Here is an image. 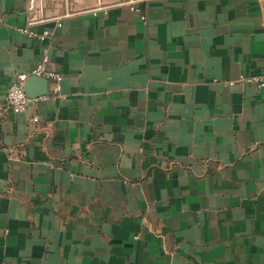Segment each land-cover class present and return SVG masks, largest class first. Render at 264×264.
<instances>
[{
    "label": "crops",
    "instance_id": "obj_1",
    "mask_svg": "<svg viewBox=\"0 0 264 264\" xmlns=\"http://www.w3.org/2000/svg\"><path fill=\"white\" fill-rule=\"evenodd\" d=\"M263 73L264 0H0V264H264Z\"/></svg>",
    "mask_w": 264,
    "mask_h": 264
},
{
    "label": "built area",
    "instance_id": "obj_2",
    "mask_svg": "<svg viewBox=\"0 0 264 264\" xmlns=\"http://www.w3.org/2000/svg\"><path fill=\"white\" fill-rule=\"evenodd\" d=\"M23 31L27 32L26 29H24ZM45 35L46 32H44L42 36ZM47 61V55H43L41 61L30 72H21L16 74L5 96L4 110H11L16 114H21L26 112L29 103L35 100L28 98L24 91V85L28 77L35 76L52 79L57 82L61 81V76L59 74L48 70ZM241 79L254 82L260 93L261 99L264 101V73L254 77H242ZM37 120V117H33V121Z\"/></svg>",
    "mask_w": 264,
    "mask_h": 264
},
{
    "label": "water",
    "instance_id": "obj_3",
    "mask_svg": "<svg viewBox=\"0 0 264 264\" xmlns=\"http://www.w3.org/2000/svg\"><path fill=\"white\" fill-rule=\"evenodd\" d=\"M29 79H43V78H41V77H35V76H30V77H28V79L25 82L24 91H25L27 97L30 98V99H35V98L38 97V95L37 96L31 95L29 93V91H28V88H27V83H28Z\"/></svg>",
    "mask_w": 264,
    "mask_h": 264
}]
</instances>
